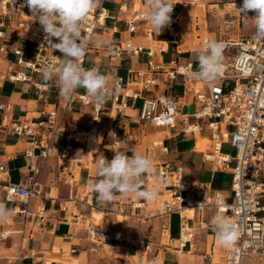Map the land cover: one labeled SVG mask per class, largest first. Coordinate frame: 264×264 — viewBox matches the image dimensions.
<instances>
[{"label":"built area","instance_id":"1","mask_svg":"<svg viewBox=\"0 0 264 264\" xmlns=\"http://www.w3.org/2000/svg\"><path fill=\"white\" fill-rule=\"evenodd\" d=\"M102 0L101 8L94 10L82 24V36L91 42L94 31L98 24H103L107 19L122 21L125 30L135 33L139 29L151 41L150 45L134 43L130 38L124 39L109 49L110 58L121 61L125 54L139 55L145 53L147 56V67L135 69L129 67V76L125 79L116 73L100 72L98 65L93 63L86 65L84 57L79 63L85 69L96 68L101 74L110 77L109 89L119 87L121 90L109 96L106 103L97 106L86 92L78 94L77 98L82 104H92V120L95 126L100 128L108 127L113 122L112 114L126 115L129 106L128 98L142 99L138 113L139 120L166 128L175 127L176 120L181 116L184 125L181 133L199 135L205 132L208 137L210 151L205 158L213 162L215 167L229 168L231 170V200H227L224 193L214 190L210 184L201 180H194L185 177L184 167L178 161L167 159L153 161L158 169L159 179L145 176L146 189L154 185L158 188L159 196L157 201V215L166 222L171 214H176L179 221L178 242L180 246L188 243L193 246L195 231L190 221L206 210H211L209 224L213 217L220 213L230 223L236 225L239 236L231 247L222 246L216 237L212 235V244L224 252L223 260L218 264H242L245 256H257L264 262V40H257L252 35H238L233 39H218L225 45L223 56L228 52L229 62L223 61V68L213 82L194 80L187 76V72L193 71V61L181 62L177 56H171L167 60H157L156 55L167 51L165 40L154 34L153 28L145 19L144 13L147 8L146 0H120L118 11H126L132 5L134 13L121 20L118 14L111 13ZM242 6L243 0H228ZM25 1L0 0V25L1 17L17 15L15 27L25 29L27 37L32 40L37 48L30 58H25L21 48L11 49L15 55L14 61L8 62L7 68L0 74V79L11 81L28 82L43 97V90L48 88L47 84L32 80V77L23 69H16L13 65L22 66L36 73H42L47 63L53 62L54 57L62 58L63 54L54 50L53 47L46 48L43 41L37 40V33L34 31L32 13ZM171 13V24L167 28L179 31L181 11ZM113 32H118L119 25L111 27ZM181 36L177 34L171 43L179 47ZM210 39L205 38L204 44ZM59 42L56 38L54 43ZM90 46V43L88 47ZM87 47V49H88ZM86 49V50H87ZM10 49L5 45L0 46V55ZM232 51V52H231ZM179 51H177L178 53ZM59 63V61H55ZM180 81L184 88V95L193 98L196 109L192 113L180 114V103L178 97L169 92L170 83ZM2 108V107H1ZM104 110L109 115L104 118ZM112 113V114H111ZM111 114V115H110ZM192 116L195 120L188 121ZM0 127L17 136H39L35 145L39 147L40 154L47 156L60 151L59 158L77 165L84 161L87 148L84 146L76 150L69 144L62 143L58 136L62 133H75L77 136H86L89 132L79 129L72 120H65L59 113L57 107H49L46 103L37 110L31 118L0 119ZM207 132V133H206ZM224 143L235 149L233 155L223 152ZM112 149L119 147L120 142L116 139L109 141ZM152 147L159 146L164 153L168 152L167 145L163 140H154L150 143ZM121 151V150H120ZM111 160L114 156L103 155L99 157ZM98 159V160H99ZM3 166L0 165V185ZM6 197L10 200H17L27 204L36 193L33 182L18 184L8 182L4 185ZM223 201V207H217V199ZM83 201H85L83 199ZM203 204L199 206L200 203ZM145 201L133 203V206L141 207ZM192 211L190 216L188 213ZM23 217V222L33 219L38 224L45 222L44 208L39 207L35 212L25 207L18 208ZM198 226L204 228L206 221L199 220ZM6 231L3 233L5 234ZM183 233L187 236L182 239ZM87 238L90 242L97 244L109 243L113 239L112 233L107 228L89 227ZM117 241L125 242L130 246H144L149 242H139L133 238L117 236ZM70 248L69 252H74ZM34 253H30V256ZM27 255H22L25 257ZM203 258L213 264L212 253L205 252Z\"/></svg>","mask_w":264,"mask_h":264},{"label":"crops","instance_id":"2","mask_svg":"<svg viewBox=\"0 0 264 264\" xmlns=\"http://www.w3.org/2000/svg\"><path fill=\"white\" fill-rule=\"evenodd\" d=\"M25 1V0H19ZM174 9L172 14L184 8V0H171ZM111 13L118 14V19H125L134 13L132 5L126 11H118L120 0H106L105 4ZM222 5L226 12H229L226 23H235L237 32L221 39H233L238 35H252L243 32V24L248 18L254 17L255 13H239L236 3L227 2ZM17 15L1 17L0 25V46L5 45L10 50L0 55V74L7 68L8 62L14 61L15 55L11 49L19 47L23 51L25 58H30L37 48L32 40L27 37L25 29L15 27ZM119 25L118 32H113L111 27ZM34 31L37 33V40L43 41L46 48L52 47L45 39V33L39 22L34 23ZM155 29H153V32ZM154 34H156L154 32ZM179 34V31L169 29L156 34L166 41L167 51L161 55H156V59L167 60L171 56L183 62L192 60L197 50L202 47H190L191 40H179V47L173 45L171 40ZM130 38L134 43L150 45L151 41L145 36L142 30L129 33L125 30L122 21L107 19L103 24H98L91 39L90 46L85 52L84 61L86 65L96 63L100 72H110L121 75L125 79L129 76V67L140 69L147 67V56L145 53L139 55L125 54L121 61L114 60L109 56V49L120 41ZM207 38V37H206ZM220 37L210 40H218ZM55 38H52L54 43ZM112 41L111 47L100 43L101 41ZM177 51H179L177 53ZM184 56L185 59L181 60ZM194 68H198L193 61ZM16 69H23L29 73L32 80L47 84L48 88L43 90V97H39L38 92L28 82L11 81L0 79V119L31 118L35 116L38 109L47 105L57 107L65 120L74 121L79 129L90 131L86 142L88 149H93L98 144V148L93 152L88 149L85 152L84 161L73 165L69 161L59 158L60 151H56L47 156L40 154V148L35 145L39 136H17L7 132L0 127V165L3 166L0 185V203L11 210L12 218L7 223H0V264H97L98 253L101 248L94 247L87 238L89 227L104 228L103 225H93L92 213H104L106 219L112 223L115 219L131 218L145 219L152 212H149V202L131 195L121 198L118 194L112 202L99 203L97 194L92 189L95 183L96 165L99 157L103 155L114 156V152L125 150L131 156L132 152H139L147 155L152 161L170 160L178 161L184 167V175L187 178L208 182L212 189L220 190L231 200V181L227 183L225 177L231 174L230 167H215L213 162L205 158L211 149L206 148L209 141L205 137V132L197 135L183 134L181 128L184 125L180 117L177 118L175 127L166 128L145 123L138 118V113L142 104L140 97L128 98L129 106L126 115H113V122L104 128L95 126L92 120V104H82L77 98L78 94L86 92L83 88H78L76 93L70 98H65L60 94L54 81L45 82L42 73H36L28 68L13 65ZM169 92L178 97L180 103V114L192 113L196 109V104L188 95H184V88L180 81L170 83ZM2 107V108H1ZM110 114V115H111ZM106 118L109 115L107 110L102 113ZM195 119L190 116L188 121ZM207 133V132H206ZM116 139L120 142L119 147L112 149L109 141ZM163 140L168 147V152L164 153L160 147H152L150 143L154 140ZM62 143L69 144L74 150L84 146V141L75 133H62L58 136ZM90 152V153H89ZM33 182L36 193L27 204L17 200H10L6 197L4 185L8 182L27 184ZM147 184L143 183V188ZM83 199L85 201H83ZM141 207L133 206V203L143 202ZM25 207L31 212H35L39 207H43L45 212V222L38 224L33 219L23 222V217L18 208ZM157 213V209H155ZM171 214L167 221V234L169 243L163 246L158 264H210L203 258L205 252L212 253L213 264L220 263L224 258V252L212 244V235L216 233L214 226L209 224L211 210H206L203 214H197L190 221L195 238L192 247L188 243L180 246L178 242L179 230L173 229V216ZM177 216V215H176ZM204 220L207 226L200 228L199 220ZM111 226V225H110ZM106 228V227H105ZM6 231L5 234H3ZM117 232V231H115ZM113 235V232H111ZM116 235V234H115ZM117 236L113 235L112 241L103 245H111L116 242ZM115 246V244H114ZM70 248H75L74 252H69ZM34 255L30 256V253ZM22 255H27L22 257ZM156 262V261H155ZM242 264H257L251 259L244 257ZM264 264V263H263Z\"/></svg>","mask_w":264,"mask_h":264},{"label":"clouds","instance_id":"3","mask_svg":"<svg viewBox=\"0 0 264 264\" xmlns=\"http://www.w3.org/2000/svg\"><path fill=\"white\" fill-rule=\"evenodd\" d=\"M146 3L145 19L155 29L154 32L160 34L165 27L170 26L175 5L171 0H146ZM23 6H27L33 19L38 20L46 34L45 39L53 49L63 54L62 58L54 57L53 62L46 64L42 72L43 81H54L65 98H70L78 88H83L97 106L106 103L110 95L121 90L119 87L110 90L109 76L101 74L96 68L85 69L79 63L90 43L82 36L81 26L90 13L101 8L102 0H25ZM237 11L244 13L246 18L248 12L255 13L254 17L248 18L255 28L254 38L264 40V0H243ZM52 38L59 42L52 43ZM100 43L111 47L113 42L106 40ZM224 47L222 41H207L196 52L198 68L187 72V76L194 80L213 82L223 68ZM57 60L59 63L55 62ZM114 153L111 160L103 157L97 162V179L92 184L97 201L102 204L112 202L118 194L121 198L135 195L145 201L155 202L159 196L158 188L155 185L151 189L143 188L145 176L159 179L158 169L152 159L139 152H132L131 156L125 150ZM217 207H223V201L219 198ZM11 218V210L0 203V223H7ZM212 223L218 242L224 247H231L239 236L236 225L220 213L213 217Z\"/></svg>","mask_w":264,"mask_h":264},{"label":"rangeland","instance_id":"4","mask_svg":"<svg viewBox=\"0 0 264 264\" xmlns=\"http://www.w3.org/2000/svg\"><path fill=\"white\" fill-rule=\"evenodd\" d=\"M184 8L181 11L180 16V28L179 35L182 39H189L190 47H202V41L207 37L208 39H214L220 37L225 38L230 35H234L237 30V25L235 23H226L224 20L230 18L228 16L229 12L222 9V5L217 4H227L228 0H184ZM108 3H106V6ZM238 6L236 5V8ZM231 11V9H230ZM245 33H255V28L251 20H247L243 24L242 28ZM166 31V27L163 32ZM232 52V51H231ZM228 52L224 53L223 61L229 62L231 59L227 57ZM185 57L182 56L181 60ZM192 60L197 66L196 53L192 55ZM80 137V136H79ZM200 136L197 135L196 138ZM81 138V137H80ZM210 141H208L206 148L209 147ZM98 148V144L93 149H88L93 152ZM222 151L233 155L235 149L229 144L224 143L222 146ZM89 152V153H90ZM225 181L229 183L231 181V175L228 174L225 177ZM231 199V198H230ZM157 201L149 202V212H152L145 219H131V218H121L115 219L110 223L109 219H106L104 213L96 215L93 211L92 222L93 225H103L110 232H113L114 236H125L127 238H133L139 242H149L144 244V246L136 245L130 246L125 242H113L111 245H103L90 242L94 247L101 248L102 251L98 253L97 264H158L160 258L157 257L158 253L161 252L163 246H166L170 237L167 234L166 227L167 222L157 215ZM173 229H179V221L176 215L173 216L172 220ZM111 225V226H110ZM117 231V232H115ZM116 234V235H115ZM115 244V246H114ZM246 262L248 261V256H245ZM251 259L254 263L263 264L264 262L259 260L257 256H252ZM156 261V262H155Z\"/></svg>","mask_w":264,"mask_h":264},{"label":"bare ground","instance_id":"5","mask_svg":"<svg viewBox=\"0 0 264 264\" xmlns=\"http://www.w3.org/2000/svg\"><path fill=\"white\" fill-rule=\"evenodd\" d=\"M90 134H91V132L89 131V132L86 133V136L81 135V139H82L83 141L86 140L87 137H88ZM188 214L191 216V215H192V211L190 210V212H189ZM96 215H98V213H96ZM186 238H187V236L185 235V233H183L182 239L184 240V239H186Z\"/></svg>","mask_w":264,"mask_h":264}]
</instances>
